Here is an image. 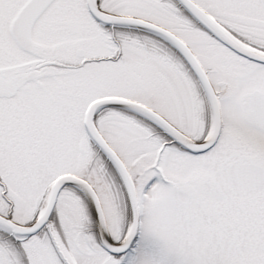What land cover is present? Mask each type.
I'll use <instances>...</instances> for the list:
<instances>
[{
	"label": "snow or ice",
	"instance_id": "1",
	"mask_svg": "<svg viewBox=\"0 0 264 264\" xmlns=\"http://www.w3.org/2000/svg\"><path fill=\"white\" fill-rule=\"evenodd\" d=\"M0 264H264V0H0Z\"/></svg>",
	"mask_w": 264,
	"mask_h": 264
}]
</instances>
